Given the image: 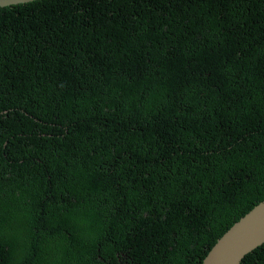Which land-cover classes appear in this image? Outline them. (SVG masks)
Instances as JSON below:
<instances>
[{
  "label": "trees",
  "instance_id": "1",
  "mask_svg": "<svg viewBox=\"0 0 264 264\" xmlns=\"http://www.w3.org/2000/svg\"><path fill=\"white\" fill-rule=\"evenodd\" d=\"M263 198L264 0L0 5V264H201Z\"/></svg>",
  "mask_w": 264,
  "mask_h": 264
},
{
  "label": "water",
  "instance_id": "2",
  "mask_svg": "<svg viewBox=\"0 0 264 264\" xmlns=\"http://www.w3.org/2000/svg\"><path fill=\"white\" fill-rule=\"evenodd\" d=\"M29 0H0V5ZM264 241V198L236 219L212 244L201 264H239Z\"/></svg>",
  "mask_w": 264,
  "mask_h": 264
}]
</instances>
